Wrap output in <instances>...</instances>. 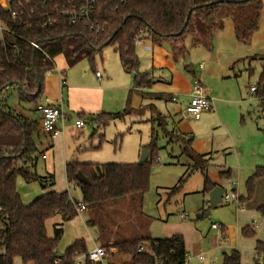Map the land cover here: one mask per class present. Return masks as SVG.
<instances>
[{
  "label": "trees",
  "instance_id": "trees-1",
  "mask_svg": "<svg viewBox=\"0 0 264 264\" xmlns=\"http://www.w3.org/2000/svg\"><path fill=\"white\" fill-rule=\"evenodd\" d=\"M65 0H50L42 9L64 10ZM264 7L263 0H95L92 20L89 24L79 21L72 24L65 15H56L58 23L49 28H42L34 17L24 19L27 23L14 21L9 10L0 5V22L15 31V35L5 34L0 39V264H15L21 259L23 264H76L74 259L79 253L88 250L85 240L72 243L60 255L58 245L63 238L62 225L54 226V234L48 236L46 223L58 214L65 219L78 215L68 191H49L26 204L18 190V178L26 183L38 182L45 190L56 183L54 174L41 177L36 172L38 147L34 135L39 132L37 120L16 114L5 103V92L10 87L22 85L28 97L20 98L38 104L45 94V77L55 70L54 58L63 54L68 66L74 67L84 59L95 65V59L109 45L117 46L124 71L135 74L132 92H141L144 96L162 98V93L148 94L146 89L153 85L148 73L140 72L137 44L146 39L152 45L162 46L169 43L173 51V60L186 59L189 51L185 46L187 37H191L192 46L203 45L213 50L215 33L224 28L225 20H232L236 39L244 45L250 44L259 30L260 18ZM32 42L38 44L35 48ZM260 59L263 69L259 87L255 92L264 98V51L254 55ZM186 70L193 74L192 65ZM36 72L40 80L37 83ZM152 110L156 108L152 105ZM127 105L121 112L100 113L93 120L104 125L110 120L122 118L131 112ZM79 119L86 117L79 113ZM85 120V119H84ZM83 120V121H84ZM159 126L167 132L165 115L158 113ZM185 143V152L192 159L190 171L201 170L204 175L203 192L209 194L216 186L211 181L207 170L208 157L196 153L192 148V137L185 138L175 132H167ZM155 144L148 161L139 163H67L66 176L69 183L81 188L82 202L88 206H105L120 199L137 197L143 204V198L150 186L152 165L155 161ZM81 172L88 183L77 180ZM222 178L229 177V171L221 172ZM264 176V167H257L247 180V196L251 200L255 194V182ZM181 179L179 185L183 182ZM179 185L172 192H175ZM264 215V204L258 207ZM89 219L88 224L94 225ZM117 221L113 220L111 230H105V237L115 233ZM244 237H254L255 231L246 227ZM149 243V244H148ZM150 246V250L139 252L140 246ZM104 247L111 255L128 256V264H186L187 250L184 237L175 235L169 239L134 237L120 239ZM115 250V251H112ZM257 264H264V243L258 242ZM86 264H98L88 261ZM222 264H242L239 251L233 250L225 255Z\"/></svg>",
  "mask_w": 264,
  "mask_h": 264
},
{
  "label": "rangeland",
  "instance_id": "rangeland-1",
  "mask_svg": "<svg viewBox=\"0 0 264 264\" xmlns=\"http://www.w3.org/2000/svg\"><path fill=\"white\" fill-rule=\"evenodd\" d=\"M0 3L6 6L7 0H0ZM224 25L225 30L223 31H227L226 33L229 34V25H232L233 30L231 35H233V21L225 20ZM262 36H264L263 24L261 31L259 34L257 33L253 36L252 41L255 37L260 38ZM236 43L238 45L242 44L237 41ZM215 44L216 42L214 41L213 50H209L203 45L192 46L191 37L189 36L185 40V46L189 51V55L186 59L175 63L172 62L171 58L165 56L166 53L170 52V44L166 43L164 48H162L163 50L159 52H161V56L164 55L163 59L174 63L171 65L174 69L171 74L168 68L153 69L151 65L153 55L149 53L150 51L143 52L145 60L142 55L139 56L140 71L154 74L153 81L155 80V84H158L155 89L154 87L148 88L145 92L151 94L155 91L160 92L164 90L161 92H165L166 96L162 98L144 96L141 92L136 91L131 93L135 74L124 71L117 46L115 45L106 46L102 54L98 55L95 59V66L103 74V81L101 83L98 82L94 66L88 59H84L74 67L68 68L63 54L54 58L55 70L45 77V91H48L51 99L56 101L62 96L64 110L72 116L66 125L65 151H67L68 161L77 160L81 163L94 164L139 163L143 151L148 150V147L152 143L155 144V161L152 165L150 186L144 195V203H140L137 197H127L113 202V204L102 205L99 208L88 206L85 212L78 214L73 219H70V221L67 219V222H62L64 223V235L57 248L59 254L65 253L67 247L73 242V238L75 237L84 238L89 243V246H91V237H94L95 233L103 235L105 230H111L113 228V220L115 219L118 222V218L122 219L124 217L122 216L123 212L125 214L132 213L133 217L135 212L136 220L140 221L139 217L141 214L139 212L141 209L144 214L153 219L151 227L154 235L167 236L174 234L182 236V234L175 233L184 224V226L190 227L188 235L192 237L191 227L194 225L204 235L203 242H194L195 250L204 254L213 253L216 250L219 241L215 237V232L211 230V223L221 222L217 221L219 215L227 218L235 217L234 211L236 206L222 204L217 208H209V194L204 193L205 196H203L201 192L204 188L205 180L202 171H190L193 161L185 152V143L177 135L170 136L167 134V132L173 131L187 139L193 136L187 133L188 131L184 127L190 130V126H193L198 129V135L202 136L206 132H211L216 126L213 119H202L201 122L194 123L195 121L192 118H188L190 117L186 114V107L189 103L188 98L176 93V91H173L175 94L174 100L168 98L171 75L174 74L176 76L175 79L180 77L183 81L177 84V86L184 83L180 87L187 89L188 84L185 83L188 82L180 75L190 78L191 81H194L195 78L201 79L199 66L202 63L207 66V55L211 56L216 53ZM250 44L242 47L249 49ZM224 45L220 47L221 61L228 55L226 49L223 51ZM226 48L229 49L228 46ZM154 53L157 54L156 51ZM186 65H192L193 74L186 70ZM262 69V60L252 58L242 59L235 63L234 69L230 73L231 78L226 77L217 82V84L220 82V85L229 86V89L235 95L243 93L246 105H255L254 101L258 103L259 110L253 115L254 123L252 122V124L249 121V114L247 113L244 114V122L241 121V115L237 116L235 114L234 117H229L231 122L232 120L236 122L235 129L245 134L246 137L250 134L251 129L257 130L258 127L264 133V104L259 102L257 93H251L250 91L251 87H259ZM61 72H65L64 78L66 82L63 87L60 77ZM202 81L205 86L202 85L206 91L207 87L215 86V81H208L206 79ZM176 82L175 80L174 83ZM5 99L8 106L16 114L29 115L35 110V103L21 99L15 87L8 88L5 92ZM127 105L132 110L122 118L110 120L106 125L93 120L103 112H121L127 108ZM152 105L156 108V112L152 110ZM230 106L235 110L238 109V106ZM79 113L86 114V117H83L86 120L83 130L75 129L74 125ZM158 113L167 117V124L165 125L167 132L159 126V121L157 120ZM256 121L259 122L258 127ZM244 142H247V140L242 142L240 155L246 156L250 149L243 144ZM39 146L41 147L40 143ZM40 151L41 149L38 148L36 172L39 176L44 177L50 171V164H52L54 156L53 151L48 152L49 159L45 161L41 158V155H38ZM62 154L61 158L64 157ZM231 156L234 157V153H231ZM231 156L230 154H221L217 157L215 155L212 161L213 166L209 170L210 179H217L224 189L228 191H232L233 189L229 183L232 179L222 178L218 173L217 166L225 158L230 159ZM50 172L55 173L57 180L56 188L58 190H65L66 179L62 166ZM181 179L184 180L179 185ZM178 185L179 188L175 192H172ZM70 186L71 195L79 199L81 197L80 189L73 188L75 187V183H71ZM18 190L23 201L30 203L39 196V193L36 194L35 192L37 190L41 192V187L38 182L26 183L19 177ZM205 212H208V215L197 218L198 214H205ZM182 213L188 214L187 221L181 219L180 215ZM85 219L94 220V225L87 226ZM57 222L59 221H55L54 218L47 222L48 234L53 235V226ZM101 242L103 243V239H101ZM122 257L123 255L117 254L116 257L108 258L104 264H126L129 258ZM223 257L221 252H216V264H222ZM15 264L23 263L21 259H16Z\"/></svg>",
  "mask_w": 264,
  "mask_h": 264
},
{
  "label": "crops",
  "instance_id": "crops-1",
  "mask_svg": "<svg viewBox=\"0 0 264 264\" xmlns=\"http://www.w3.org/2000/svg\"><path fill=\"white\" fill-rule=\"evenodd\" d=\"M264 2V0H263ZM230 20V19H228ZM262 24L264 27V7L262 10L261 18H260V29L255 33L259 34V32L262 29ZM227 28V27H226ZM225 30V25L224 28L221 31H217L214 36V41L216 42L215 48H216V53L213 55L209 56L207 55V66L204 65V63L200 64L199 70H200V77L195 78L194 81H191L190 78L188 77H183L180 75L184 80H186L188 83V88L187 89H182V85L177 86V84H180L181 81H183L180 77L175 79V75H171V85L169 87V99L174 100L175 94L173 91H176V93L181 94L183 97H186L190 101V95L191 91L193 89V86L196 83H201L204 85L203 81L204 79L206 80H212L215 81V86L212 87H207V93L209 96L214 98V109L212 111H203L198 117H194L191 114H188L186 111V114L192 118L195 122L194 123H199L201 122L202 119H213L215 120L216 126L211 130L209 133H204L202 136H199L197 133V128L190 126L189 128H185L187 133H190L192 137V148L196 153H199L201 155H205L208 157L207 161V170H208V175H209V170L210 167L213 166L212 161L214 160V156L216 155L219 156L221 154H230L234 153V157H230V159H224L221 164L217 166L218 173L220 175L221 172L229 171V177L232 180L229 181L230 185L233 187L232 191L236 192L240 198L241 201V207H238L235 203H222V204H232L236 206V209L234 211L235 217L232 218H227L223 215H219L217 217V221L221 222H212L211 223V230L215 232V237L217 241H219L218 246L216 250H214V254L208 253L204 254L201 253L194 248V242H203L204 241V235L201 234V232L198 231V229L193 225L191 227V232H192V237L188 235L190 227L181 225V229L178 230L175 234H182L185 240V246L188 255H190V259L186 261V264H216V252H221L223 256L225 257L228 252H232L233 250H237L240 252L241 257H242V264H257L258 260V254L256 251V246L258 242H263L264 243V215H262L258 211V207L264 204V176L259 177L256 182H255V194L254 197L251 200L244 201L242 198H245L247 196V180L255 173L257 167H264V133L259 129V122L256 121L258 129L250 130V134H248V137H246L245 134L242 132H238L235 129V123L230 121L229 117L232 116L234 117L235 114L237 116L241 115V121L244 122V114H249V121L254 123L253 120V115L258 112L259 106L256 101H254L255 105L249 104L246 105V99L243 98V93L240 94H234L230 89L229 86L225 85H220L219 83L217 84L218 81L223 80L224 78H231V71L234 69L235 63L241 61L242 59H248V58H253L254 55H260L264 51V36L258 38L255 37L250 44L249 49H246L244 44L238 45L236 43L239 42L236 39L235 36V30L234 34L231 35L232 33V25H229L230 34L226 33L227 31ZM227 30V29H226ZM254 34V35H255ZM259 36V35H257ZM142 41H139L137 44V55L139 58L140 62V55L143 56L145 60V54L146 51L144 49L145 45H150L152 50L149 53H152L153 58L151 65L153 69H170V74L173 72V67L171 66L174 63L168 62L166 59H163L164 55L161 56L159 51L163 50L164 43L162 46H156L152 45L148 40L146 39H141ZM192 42V40H191ZM241 43V42H239ZM169 44V43H168ZM225 44V45H224ZM224 45L223 51L226 49L228 52L227 57L223 58V61H221V56H220V47ZM229 47L227 49L226 47ZM214 47V46H213ZM157 52L155 54L154 52ZM169 53H166V57L171 58L173 60V51L172 47L170 45ZM163 54V53H162ZM225 54V53H224ZM226 55V54H225ZM172 62H175L174 60ZM145 63V62H144ZM176 63V62H175ZM67 64V62H66ZM141 65V64H140ZM67 67L70 68L67 64ZM98 70L97 66L94 65V71L96 72ZM141 72V71H140ZM51 73V72H50ZM48 73L47 75H49ZM142 73H148V72H142ZM149 76L152 77V80L154 79V74L148 73ZM96 76V73H95ZM61 82H62V87L64 86L65 81V72H61ZM97 78V76H96ZM135 79V78H134ZM98 82L103 81V74L101 77V80L97 78ZM177 81L174 83V81ZM135 82V80H134ZM109 83V81H108ZM174 83V84H173ZM155 84V80L153 81V85L151 86L154 87V89L158 86V84ZM205 86V85H204ZM108 87V85H106ZM105 88V87H104ZM252 88V87H251ZM134 89V85L131 88V90ZM17 90V87H16ZM164 91V90H161ZM157 92L155 91L154 93H162L165 95V92ZM251 91V89H250ZM18 92V90H17ZM19 93V92H18ZM251 93H256L252 92ZM46 95V97H45ZM253 95V94H252ZM20 96V93H19ZM166 96V95H165ZM253 97V96H251ZM5 98V97H4ZM259 102H262L264 104V98H260L259 96L257 97ZM7 99V98H6ZM5 99V103L7 104V101ZM49 99L52 101L53 104L55 105H62L64 113V100L63 97L59 100H53L51 99V95L49 94L48 91H45V94L43 96V99L39 101V103L46 102V100ZM252 99V98H251ZM189 104V103H188ZM8 105V104H7ZM230 105L233 106H238V109H234ZM188 106V105H187ZM36 107V104H35ZM187 108V107H186ZM67 114V113H66ZM70 116L69 119L65 121V123H60L59 128L61 129L62 133L58 135L56 138L52 139L50 136L46 133L43 132L41 129L40 123H39V115L36 111L32 114H25L29 119H35L38 122L39 126V132L34 135L35 142L37 144V147L41 149L39 152V156L41 155V158L43 160H48V152L53 151V162L50 164V171L52 170H57L59 166H62V170L65 171V179H66V187L65 190H58L56 187V183L53 187L43 189L41 186V192L38 190L35 192L39 196L44 194L45 192L49 191H56V192H65L68 191L70 194L71 199H74L78 202H82L83 200V194L81 192V197L79 199L74 198L71 193V183L68 182L67 176H66V165L67 163L74 162V161H68L67 158V151H65L66 143H65V137H66V125L67 122L72 118L71 115L67 114ZM166 117V116H165ZM79 119V117L77 118ZM76 119V120H77ZM85 118H83L84 120ZM85 122L84 120V126L82 128H78L75 125V129L83 130L85 127ZM166 122H167V117H166ZM178 129V128H177ZM244 140H247V142H244L243 144L246 145L247 148L250 150L248 151V154L246 156L240 155L241 150H242V142ZM39 143L41 147L39 146ZM248 144V145H247ZM63 153V154H62ZM61 154L64 156L61 158ZM45 155V157H44ZM150 157V156H149ZM149 159V158H148ZM77 161V160H75ZM58 165V166H57ZM47 172L48 174H54V172ZM210 178V177H209ZM56 179V176H55ZM213 183L216 184V186H222L220 182L217 181V179H211ZM39 184V183H38ZM40 185V184H39ZM223 187V186H222ZM73 188H78L81 191V188L79 186H75ZM204 189V188H203ZM228 191V190H226ZM203 196H205L203 190L201 191ZM21 195V194H20ZM22 197V196H21ZM23 200V199H22ZM143 203H144V198H143ZM209 203V201H208ZM28 204V203H26ZM222 204L217 205V208L221 206ZM143 207V205H142ZM209 208H211L210 203H209ZM86 210V208H85ZM84 210V212H85ZM122 213V212H121ZM206 213V212H205ZM141 214L140 221L136 220V215L134 212V217L131 214H125V212L122 213V216H124L122 219L118 218V223L115 226L114 230L115 233L108 234L105 237H102L98 235L97 233L94 234V237H91V246H89V243L84 239L80 237H75L73 238L74 243L76 240L83 239L86 242L87 248L91 249L95 246H105L107 244H112L116 242L117 240L120 239H128V238H134V237H149L152 239H169L175 236L174 234H169L167 236H156L154 235L153 229L151 227L153 219L151 217H148L146 214L143 213V210L139 212ZM205 214H201L200 217H203ZM121 216V215H119ZM181 219L183 221L188 220V214L182 213L180 215ZM55 221L57 222L54 226L56 225H62L64 228V223L62 222H67L68 220L64 218L63 215L58 214L55 217H53ZM52 219V218H51ZM50 220V219H49ZM48 220V221H49ZM47 221V222H48ZM70 221V219H69ZM89 219H85L86 225L89 226L88 224ZM220 224L224 227L223 233L219 232L217 229H214L212 227L213 224ZM47 224V223H46ZM54 226H53V234H54ZM249 227L254 229L255 231V236L252 237H244L242 234V231L244 228ZM48 233V232H47ZM49 237H52L53 235L48 234ZM101 239H103V243L101 242ZM71 243V244H72ZM70 244V245H71ZM149 244V243H148ZM69 245V246H70ZM68 246V247H69ZM144 246V245H142ZM67 247V248H68ZM145 248L147 247L148 250H150V246H144ZM115 251V250H112ZM205 255L208 259V263H205L199 259V255ZM62 255V254H60ZM117 254L111 255L110 257H116ZM109 257V258H110ZM223 257V260H224ZM122 258H129L128 256H123ZM110 263V262H109ZM223 263V261H222ZM111 264V263H110ZM126 264L127 261H126Z\"/></svg>",
  "mask_w": 264,
  "mask_h": 264
},
{
  "label": "built area",
  "instance_id": "built-area-1",
  "mask_svg": "<svg viewBox=\"0 0 264 264\" xmlns=\"http://www.w3.org/2000/svg\"><path fill=\"white\" fill-rule=\"evenodd\" d=\"M65 1L64 10L59 11L56 9L54 12L42 9V7L45 8L48 5L50 0H7L6 6H3L1 3L0 5L10 11L11 17L14 21H20L24 24L27 23L24 19H33L35 17L42 28L55 26L58 23L56 15L67 16L72 24H76L79 21L84 24H89L91 22L95 0ZM5 34L15 35V31L3 22H0V39L3 38ZM32 45L35 48H39L38 44L35 42H32ZM144 49L148 51L152 50L150 45H145ZM95 73L97 78L101 80L102 73L100 70H96ZM251 91L255 92V87H252ZM35 109L39 115L41 129L52 139L62 133L59 128L60 123L64 124L65 121L70 118V116L64 113L62 105H55L49 99H47L46 102L36 104ZM213 109L214 98L208 95L206 89L201 83H196L191 91L190 101L186 108L187 113L194 117H198L203 111H212ZM75 125L78 128H82L84 126V121L82 119H77ZM75 186H77V184H75ZM222 200L224 203H235L238 207H241L240 198L234 191L225 190L222 195ZM72 203L75 205L78 214L84 212L86 206L83 202H78L72 199ZM212 227L221 233L224 231V227L220 224H213ZM138 251L145 252L146 248L140 246ZM109 257L110 252L106 247L95 246L84 253H79L74 261L76 264H86L88 261L104 264ZM190 257V255H187V260L190 259ZM199 259L205 263L209 262L207 257L203 254L199 255ZM156 264H164V262L157 260Z\"/></svg>",
  "mask_w": 264,
  "mask_h": 264
},
{
  "label": "water",
  "instance_id": "water-1",
  "mask_svg": "<svg viewBox=\"0 0 264 264\" xmlns=\"http://www.w3.org/2000/svg\"><path fill=\"white\" fill-rule=\"evenodd\" d=\"M36 79H37V83L40 84V80H39V77L37 75V72H36ZM17 90L24 97H28V93L24 90L22 85L18 84L17 85ZM150 154H151L150 150L143 151L141 159L139 161V164L146 163L148 161V158H149ZM77 180H78V182H81V183H88L89 182L88 179L81 172H79L77 174ZM224 192H225V189L222 186H215L210 191V193H209V203H210L211 207H216L217 205L223 203L222 195H223ZM205 215H208V212H206ZM200 216H201V214L197 215V217H200Z\"/></svg>",
  "mask_w": 264,
  "mask_h": 264
}]
</instances>
